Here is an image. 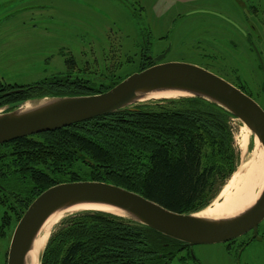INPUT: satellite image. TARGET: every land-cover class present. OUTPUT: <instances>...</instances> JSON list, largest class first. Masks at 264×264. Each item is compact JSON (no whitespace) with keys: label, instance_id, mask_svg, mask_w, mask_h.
<instances>
[{"label":"trees","instance_id":"trees-1","mask_svg":"<svg viewBox=\"0 0 264 264\" xmlns=\"http://www.w3.org/2000/svg\"><path fill=\"white\" fill-rule=\"evenodd\" d=\"M122 79L97 87L80 76H52L35 85L12 88L20 91L10 94L3 92L11 91L7 90L11 84L0 81V105L46 95L99 93ZM235 119L214 102L180 97L140 103L11 140L0 144V202L19 203L20 211L15 212L19 221L47 188L99 180L141 193L179 213L201 210L220 182L235 171ZM79 166L88 170L79 172ZM11 222V217L3 216L1 228ZM186 247L131 219L100 210L81 211L69 214L52 231L41 264L171 263L182 257Z\"/></svg>","mask_w":264,"mask_h":264},{"label":"rangeland","instance_id":"rangeland-1","mask_svg":"<svg viewBox=\"0 0 264 264\" xmlns=\"http://www.w3.org/2000/svg\"><path fill=\"white\" fill-rule=\"evenodd\" d=\"M213 4L205 0H0V81L6 86L11 84L9 90L35 85L52 76L70 75L89 79L90 85L105 87L147 67L142 66L147 57L143 50L152 46L151 54H155L157 42L152 39L165 36L161 48L168 41L172 43L167 61L184 60L190 53L198 59L201 48L226 53L225 63L235 54L233 62L242 60L240 70L213 72L242 87L264 107V69L258 56L249 51L246 41L237 37L235 52L229 49V40H211L221 37V28L215 26L216 17L207 12L186 14L192 7H213ZM198 22L202 23L200 27ZM253 42L262 49L264 64V39ZM215 46H221V50ZM241 124L238 119L232 120L235 171L211 193L209 206L220 201L226 184L258 145L254 136L249 137L245 148L240 145L238 134L246 131L239 129ZM77 169L79 172L88 170L84 166ZM8 205L0 202V264L7 261L11 237L18 223L15 212L21 207L14 202ZM6 215L12 222L4 229L1 223ZM64 218L53 226L50 235ZM200 252L204 254L205 264H238L223 243L196 246L195 255ZM243 259H239L240 264ZM171 264L181 263L174 259Z\"/></svg>","mask_w":264,"mask_h":264},{"label":"water","instance_id":"water-1","mask_svg":"<svg viewBox=\"0 0 264 264\" xmlns=\"http://www.w3.org/2000/svg\"><path fill=\"white\" fill-rule=\"evenodd\" d=\"M168 51L155 57L156 64L128 75L103 92L46 95L1 105L0 144L134 107L144 103L142 100L152 92L179 91L188 94L181 97H200L228 110L251 129L264 149L262 105L228 79L200 65L186 61L162 62ZM171 98L180 97L161 99ZM79 205L110 206L122 213L103 209H83L73 213L105 211L144 224L187 245L215 244L237 238L251 229L257 232L259 223L264 220V188L256 202L243 213L232 218L212 219L198 215L209 205L195 212L179 213L141 193L107 181L58 183L35 197L22 214L11 237L7 264H27L29 252L46 221L56 212Z\"/></svg>","mask_w":264,"mask_h":264},{"label":"flooded vegetation","instance_id":"flooded-vegetation-1","mask_svg":"<svg viewBox=\"0 0 264 264\" xmlns=\"http://www.w3.org/2000/svg\"><path fill=\"white\" fill-rule=\"evenodd\" d=\"M207 1L214 2L215 4L213 5L215 6H195L192 7V9H190L189 11H187L186 14L190 12H207L216 17L217 22L215 26L221 28L222 32H219V35L221 37H216L214 39H212V37L211 40L214 41L227 39L230 41L228 43V45H230L229 49L234 50L236 52L237 48L235 39H237V37L241 38L243 41H246L249 47V51L255 53L258 56L260 60V66L264 69V64L262 60L263 51L261 48L257 47L253 42L254 40L264 39V0H205V2ZM219 1H221L220 4H218ZM201 25L202 23L198 22V27H200ZM164 38L165 36H163L161 39H152V41L157 42L156 46L158 51L155 54H151V52L153 51L152 46H148L143 50L144 55H147V57L143 59L142 66L149 67L153 64H156L157 62L155 61V57L169 49L166 57L161 60L162 62L167 61V56L170 54L172 49V43L171 41H168L166 43V46L161 48L160 44L162 43ZM146 39V36H144L143 40ZM215 47H217L218 50H221L219 49V47L221 46ZM208 49L205 50L204 48H201L202 52L199 53L197 57L198 59L193 58V55H191L190 53L189 57H185L191 59L184 57V60L172 61L191 62L200 65L210 71L225 69L230 71H238L241 69L240 63L242 62V60H238L240 63L233 62V57H235V54L230 56L229 61H227L229 63H225L224 60L228 56L226 55V53H219L218 51H215L213 49L210 52L208 51ZM243 57L246 56L243 55ZM14 91H16V89H13L11 91H4L3 93L10 94ZM18 101L21 100H11L2 105L12 104ZM221 243H223L226 250L229 251L230 254H233L234 257L237 258L238 264H240V258H244L242 262L243 264H264V220L259 223L257 232H255L254 229H251L237 238ZM204 245L207 246L213 244L187 245V247L182 253V257L176 259L179 260L181 264H189L191 261H193L195 264H205L202 259L204 256L203 252H200L199 254L196 253L195 255V247ZM164 263L171 264L168 262Z\"/></svg>","mask_w":264,"mask_h":264},{"label":"bare ground","instance_id":"bare-ground-1","mask_svg":"<svg viewBox=\"0 0 264 264\" xmlns=\"http://www.w3.org/2000/svg\"><path fill=\"white\" fill-rule=\"evenodd\" d=\"M185 95L188 94L179 91H161L150 93L147 99L181 97ZM239 129H246L244 134H238L239 143L245 148L249 142V137L254 135L251 129L243 123ZM252 138H254L255 143L258 145H256L251 156L243 162L238 173L226 184L219 196L220 201L216 204L213 203L214 206L206 207L198 215L212 219L232 218L243 213L256 202L264 188V149L256 136ZM83 209H103L110 212L122 213L117 208L103 205H79L67 211L54 213L46 221L35 240L33 249L29 252L27 264H40L42 249L49 238L53 226L68 214Z\"/></svg>","mask_w":264,"mask_h":264}]
</instances>
